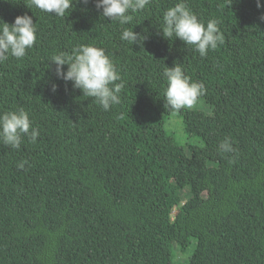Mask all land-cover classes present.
<instances>
[{
  "label": "trees",
  "instance_id": "obj_1",
  "mask_svg": "<svg viewBox=\"0 0 264 264\" xmlns=\"http://www.w3.org/2000/svg\"><path fill=\"white\" fill-rule=\"evenodd\" d=\"M177 2L151 0L121 26L94 0L64 17L0 0V20L26 13L37 28L24 58L0 63V113L22 107L39 131L19 149L0 142V264H264V0H184L219 21L224 43L205 57L157 34ZM123 27L149 39L122 41ZM81 44L105 49L125 83L108 111L55 76L51 57ZM174 62L205 85L211 114L165 109ZM174 113L202 146L166 128Z\"/></svg>",
  "mask_w": 264,
  "mask_h": 264
},
{
  "label": "clouds",
  "instance_id": "obj_2",
  "mask_svg": "<svg viewBox=\"0 0 264 264\" xmlns=\"http://www.w3.org/2000/svg\"><path fill=\"white\" fill-rule=\"evenodd\" d=\"M79 0H31L35 8L57 16L64 17L66 12ZM88 3V0H83ZM95 7L101 11V16L118 22L121 26L133 21V14L144 10L151 0H94ZM257 7H261L259 0ZM264 20V16H261ZM158 35L170 40L179 39L186 46H192L201 57L207 56L210 50H215L224 43V35L219 28V21L209 20L206 24L187 6L184 0H179L174 6L163 13V23ZM120 39L132 45L143 46L149 39L147 31L135 32L133 28L123 27ZM37 41L36 23L32 16L23 14L16 16L13 23L0 20V63L6 61L9 55L24 58ZM55 65V76L65 83L71 82L73 89L82 91L83 96L94 98L105 111L121 103V92L125 87L122 77L105 49L95 45H78L71 53L60 52L51 57ZM67 65V69L64 66ZM50 67V65H49ZM166 80L164 92V107L173 112L195 107L206 94L205 85L192 81L181 64L166 66L163 71ZM57 85L52 84L56 91ZM39 131L33 127L29 113L22 107L0 113V142L13 149H19L27 137L35 143ZM219 149L232 152V146L227 139L222 141ZM27 161L17 165L23 169Z\"/></svg>",
  "mask_w": 264,
  "mask_h": 264
},
{
  "label": "rangeland",
  "instance_id": "obj_3",
  "mask_svg": "<svg viewBox=\"0 0 264 264\" xmlns=\"http://www.w3.org/2000/svg\"><path fill=\"white\" fill-rule=\"evenodd\" d=\"M191 109L192 110H201V111H204L208 114L212 113V108L209 105H207L203 99H201L198 102V104ZM166 128L168 130L175 131L179 137V140L184 144L195 143L198 146H202L204 144L203 142H201L198 139H192V138L188 137V135L184 129L183 119L177 113H174L170 116V119L167 121ZM187 204H188V202H186L184 205H187ZM196 244H197V240L193 239L191 244H190L189 249L186 251H182L179 248V245L177 247H174V260L176 262H187L193 256V253H194L195 248H196Z\"/></svg>",
  "mask_w": 264,
  "mask_h": 264
}]
</instances>
